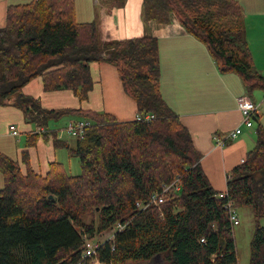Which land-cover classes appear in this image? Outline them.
I'll use <instances>...</instances> for the list:
<instances>
[{
  "label": "trees",
  "instance_id": "1",
  "mask_svg": "<svg viewBox=\"0 0 264 264\" xmlns=\"http://www.w3.org/2000/svg\"><path fill=\"white\" fill-rule=\"evenodd\" d=\"M143 7L146 22L168 23L175 16L206 45L222 72L240 75L250 91H264L235 0H144ZM102 61L116 67L138 114L155 116L151 123L47 110L23 93L41 77L46 92L70 90L86 101L94 86L90 64ZM160 75L156 38L101 42L95 23L77 22L75 0H33L9 8L0 29V104L13 101L39 129L72 113L94 125L76 138L75 147L53 136L55 148L79 159L78 176H70L61 163H53L45 177L36 174L27 153L23 175L17 162L0 155V264H90L82 259L84 235L118 223L124 229L97 252L104 264H239L228 200L253 211L250 264H264V128H258L245 162L229 175L228 197H221L202 168L192 135L162 98ZM31 138L29 146L38 135ZM177 177L180 192L161 207L138 210L137 202L148 201Z\"/></svg>",
  "mask_w": 264,
  "mask_h": 264
},
{
  "label": "crops",
  "instance_id": "2",
  "mask_svg": "<svg viewBox=\"0 0 264 264\" xmlns=\"http://www.w3.org/2000/svg\"><path fill=\"white\" fill-rule=\"evenodd\" d=\"M32 1L0 0V29L7 24L10 7L27 5ZM235 1L243 13L244 38L255 69L264 76V0ZM143 2L75 0V16L78 23H95L101 42L144 36L158 40L162 98L189 130L195 148L202 155L201 165L210 184L221 193L226 188L224 177L241 164L248 149L256 146L251 135L256 136L258 128H264V91H250L240 75L222 72L206 45L189 34L175 19L168 23L146 22ZM90 69L94 86L86 101H80L70 90L46 92L41 77L27 84L23 93L38 100L47 110L92 111L112 115L119 122L136 120L139 115L137 103L125 92L116 67L102 61L91 63ZM242 97H249L260 106V113L254 119L258 126L254 124L252 128H247L242 123L238 109V100ZM71 120L85 118L82 114L72 113L58 121H51L49 129H39L26 121L23 111L13 101L0 104V155L17 162L26 174L28 166L23 156L27 153L29 167L45 177L53 163L65 164V148H55L53 136L63 141L65 128ZM238 127L242 133L229 138ZM14 131L18 134L14 135ZM43 132H49L50 137L44 138ZM36 134L38 139L33 146H29L32 135ZM219 141H224L223 147L219 146ZM3 186L4 177L0 173V188Z\"/></svg>",
  "mask_w": 264,
  "mask_h": 264
},
{
  "label": "built area",
  "instance_id": "3",
  "mask_svg": "<svg viewBox=\"0 0 264 264\" xmlns=\"http://www.w3.org/2000/svg\"><path fill=\"white\" fill-rule=\"evenodd\" d=\"M238 109L239 112L242 115V123L247 127V128H252L254 125V119L258 116L260 113V106L253 102L249 97H242L238 100ZM155 119V116L153 114H147L145 116L138 115L136 117V120L138 122H145V123H151ZM94 125L89 120H71L67 124L65 128V132L67 135L73 137V138H83L86 130L91 128ZM15 130V128H13ZM242 133V130L238 127L235 129L229 136V138H235L238 135ZM14 135H17L18 133L16 131L13 132ZM219 146L223 147L224 146V141H219L218 142ZM245 160L243 159L241 163H244ZM230 176H227V180ZM181 190V185L179 181V177H177L172 183L170 184H163L161 189L155 191L148 201L146 202H137L136 206L139 211H142L150 206L154 207H161L165 203L168 202V200L171 198L173 192L178 193ZM221 197L227 198L228 193L227 191L225 193L220 194ZM226 209H228L229 214H230V222L232 224V227L237 225L239 223L238 221V216H237V210L238 208L234 206L232 201L228 200L226 204ZM124 229L123 224H118L117 225V231L116 233L121 232ZM113 236V239L115 238V235ZM202 243L205 242V239L201 240ZM103 244H93L91 241H86L85 245L83 247V253H82V259L83 260H92L96 259V264H104L99 261V259L96 257L98 250L101 248ZM91 264V262H90Z\"/></svg>",
  "mask_w": 264,
  "mask_h": 264
},
{
  "label": "rangeland",
  "instance_id": "4",
  "mask_svg": "<svg viewBox=\"0 0 264 264\" xmlns=\"http://www.w3.org/2000/svg\"><path fill=\"white\" fill-rule=\"evenodd\" d=\"M172 19H175L177 21L175 16ZM248 93L250 94V92H248ZM253 99L255 100V98H253ZM262 116L263 115H261V118H262ZM254 124H256V126H258V122H256L255 120H254ZM64 133L65 134H63V141L68 142L69 144H73L74 146H72V147H75L76 142H77L76 138H73V137L67 135L66 132H64ZM251 137L254 139V146H255L256 141H257V135L255 136L252 134ZM251 142H252V140H251ZM232 143L233 142L231 141L229 144L231 145ZM253 148H255V147H253ZM253 148L248 149L246 151V153L253 150ZM63 150L66 151V153H67V157L65 155L63 156L64 163H65L64 166L66 168L67 173L70 176L81 175L82 169H81V164H80L79 159L75 156H71L69 158V154H68L67 149H63ZM246 153H244V154H246ZM23 175H26V174L23 173ZM224 185L226 186V188L224 190L222 189L223 191H220L221 193H223L227 190V175H226V177H224ZM2 188H0V189H2ZM237 216H238L239 223L234 226V236H235V241H236V246H237V253H238V257H239V264H250V254H251L250 244H251V241L253 238L254 228H255L253 211L249 208H241V209L238 208ZM85 221L89 224V223H91L92 218L90 216L86 217ZM118 224L114 225L110 230H107V231L100 233V234L95 233L93 236H90L87 234L84 235L85 242L91 241L93 244L96 245L99 243L105 244L108 241L114 240L113 236L117 231V225ZM260 225L264 226V219H262L260 221ZM90 262H91V264H96L97 261H96V259H92ZM157 263L161 264L162 261L157 260Z\"/></svg>",
  "mask_w": 264,
  "mask_h": 264
},
{
  "label": "water",
  "instance_id": "5",
  "mask_svg": "<svg viewBox=\"0 0 264 264\" xmlns=\"http://www.w3.org/2000/svg\"><path fill=\"white\" fill-rule=\"evenodd\" d=\"M256 119V118H255Z\"/></svg>",
  "mask_w": 264,
  "mask_h": 264
}]
</instances>
